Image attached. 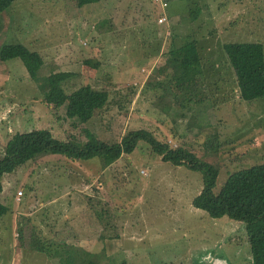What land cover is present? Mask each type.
I'll return each mask as SVG.
<instances>
[{
  "label": "rangeland",
  "instance_id": "1",
  "mask_svg": "<svg viewBox=\"0 0 264 264\" xmlns=\"http://www.w3.org/2000/svg\"><path fill=\"white\" fill-rule=\"evenodd\" d=\"M151 1L166 0L82 7L16 0L2 13L0 46L23 44L43 65L31 79L20 59L0 61V157L16 132L45 128L80 144L84 130L110 143L146 129L212 164L216 191L231 172L264 163V96L239 97L222 51L228 42L264 46V0H177L167 21ZM197 5L191 22L185 10ZM187 34L204 45L202 64L172 77L166 53ZM52 71L71 72L65 92L88 84L107 91L108 101L88 122L67 117L65 106L44 100ZM2 186L9 211L0 221V264H36L30 245L60 249L71 238L93 240L94 232L103 236L98 258L108 264H251L241 223L192 206L201 173L162 161L144 142L104 169L98 159L39 156L5 174Z\"/></svg>",
  "mask_w": 264,
  "mask_h": 264
},
{
  "label": "trees",
  "instance_id": "2",
  "mask_svg": "<svg viewBox=\"0 0 264 264\" xmlns=\"http://www.w3.org/2000/svg\"><path fill=\"white\" fill-rule=\"evenodd\" d=\"M16 0H0V33L3 28L2 13ZM99 0H77L82 7ZM177 0H166L156 8H160L157 17L162 15L172 20L178 13L175 11ZM201 7V6H200ZM200 7H189L188 20H198ZM181 12V11H180ZM166 14V15H165ZM180 14V13H179ZM183 17L182 14L178 19ZM177 19V18H176ZM178 21V20H177ZM162 22V21H161ZM177 23V22H176ZM199 41L187 34L180 45H170L164 67L169 66L173 72L170 76L177 77L191 73L194 67L202 64L199 49H203ZM223 56L228 62L234 84L239 97L247 102L264 96V46L260 42H228L222 45ZM18 58L22 61L28 76L37 79L43 65L42 57L20 43H5L0 46V61ZM71 77V72H51L45 76L47 91L44 100L55 107L65 106L67 117L78 122H88L96 110L103 108L108 101L105 90L94 89L83 84L65 92L62 83ZM188 84L180 83V89ZM191 88V87H189ZM187 88V89H189ZM200 101V100H199ZM86 140L77 143L73 140L57 139L50 130L45 128L16 132L5 144L0 157V193L2 178L5 174L15 171L27 162L43 155H60L77 161L98 159L102 169L113 164L123 154H130L139 144L144 142L161 160L174 166L183 165L198 171L202 175V188L191 200L193 207L205 211L210 217L227 216L243 225L247 238L251 264H264V163L252 165L227 175L216 191L218 170L209 162L199 159L193 152L183 146L171 147L167 142L158 140L152 132L146 129H133L124 134L119 141L106 142L97 138L88 130H84ZM9 208L0 201V221L8 214ZM30 250L56 258L57 264H108L84 250L70 247L60 249L52 245H30ZM119 264H127L125 261Z\"/></svg>",
  "mask_w": 264,
  "mask_h": 264
},
{
  "label": "crops",
  "instance_id": "3",
  "mask_svg": "<svg viewBox=\"0 0 264 264\" xmlns=\"http://www.w3.org/2000/svg\"><path fill=\"white\" fill-rule=\"evenodd\" d=\"M96 233L94 232L93 240L86 239L84 241H80L78 237L71 238L70 240H64V242L62 241L61 246L74 248L75 250H78V251L81 249V250L91 253L92 255L94 254V256L101 257L102 251H103V246H102L103 236L100 234L97 236ZM29 251L32 257L39 258L36 264H57L58 260L56 258H50L49 256L45 254L37 253L33 250H29ZM40 255H43L44 257Z\"/></svg>",
  "mask_w": 264,
  "mask_h": 264
},
{
  "label": "built area",
  "instance_id": "4",
  "mask_svg": "<svg viewBox=\"0 0 264 264\" xmlns=\"http://www.w3.org/2000/svg\"><path fill=\"white\" fill-rule=\"evenodd\" d=\"M163 21V17L159 19V22Z\"/></svg>",
  "mask_w": 264,
  "mask_h": 264
}]
</instances>
